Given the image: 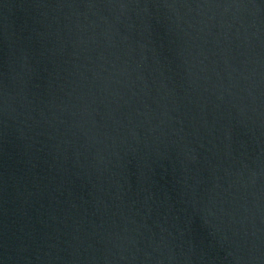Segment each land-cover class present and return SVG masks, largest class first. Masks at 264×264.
<instances>
[{"label":"water","instance_id":"95a60500","mask_svg":"<svg viewBox=\"0 0 264 264\" xmlns=\"http://www.w3.org/2000/svg\"><path fill=\"white\" fill-rule=\"evenodd\" d=\"M0 264H264V0H0Z\"/></svg>","mask_w":264,"mask_h":264}]
</instances>
